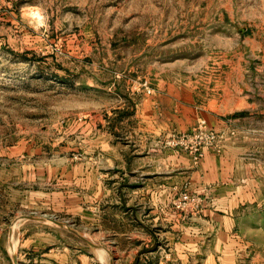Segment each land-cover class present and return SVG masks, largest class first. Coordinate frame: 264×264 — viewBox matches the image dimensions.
Returning a JSON list of instances; mask_svg holds the SVG:
<instances>
[{
  "label": "rangeland",
  "instance_id": "obj_1",
  "mask_svg": "<svg viewBox=\"0 0 264 264\" xmlns=\"http://www.w3.org/2000/svg\"><path fill=\"white\" fill-rule=\"evenodd\" d=\"M0 264H264V0H0Z\"/></svg>",
  "mask_w": 264,
  "mask_h": 264
},
{
  "label": "crops",
  "instance_id": "obj_2",
  "mask_svg": "<svg viewBox=\"0 0 264 264\" xmlns=\"http://www.w3.org/2000/svg\"><path fill=\"white\" fill-rule=\"evenodd\" d=\"M171 90V89H170ZM168 91L169 92V94H170V97H168V96H164L165 98H168L169 100H171V102H172V97H171V94H172V91ZM162 94H163V92H162ZM163 97V96H162ZM172 107V106H171ZM170 159H171V164H170V172H172V173H174L177 169H178V166L176 165L175 166V164L173 165V161H175V157H173L172 155L170 156ZM150 178V177H149ZM147 180H148V177H144V178H142V181L140 182V184L142 185V187H144V188H150V184H148L147 183ZM155 184V188L156 189H162V182L161 181H159V182H155L154 183ZM158 186V187H157ZM153 204H154V206L156 207L157 206V199H154V202H153ZM147 234H151L149 231L148 232H146Z\"/></svg>",
  "mask_w": 264,
  "mask_h": 264
},
{
  "label": "water",
  "instance_id": "obj_3",
  "mask_svg": "<svg viewBox=\"0 0 264 264\" xmlns=\"http://www.w3.org/2000/svg\"><path fill=\"white\" fill-rule=\"evenodd\" d=\"M24 217L28 218V219H43L44 217H38V216H34V215H24ZM58 224L63 225L64 223L60 222V221H56ZM69 228V227H68ZM70 230H72L76 235H78L82 240H84L86 243H88L91 247L96 248V244L91 242L88 238H86L84 235H82L80 232L69 228Z\"/></svg>",
  "mask_w": 264,
  "mask_h": 264
},
{
  "label": "clouds",
  "instance_id": "obj_4",
  "mask_svg": "<svg viewBox=\"0 0 264 264\" xmlns=\"http://www.w3.org/2000/svg\"><path fill=\"white\" fill-rule=\"evenodd\" d=\"M33 15L37 18V19H41V17L39 16L38 12H33Z\"/></svg>",
  "mask_w": 264,
  "mask_h": 264
}]
</instances>
